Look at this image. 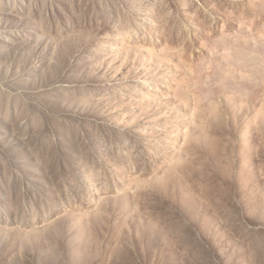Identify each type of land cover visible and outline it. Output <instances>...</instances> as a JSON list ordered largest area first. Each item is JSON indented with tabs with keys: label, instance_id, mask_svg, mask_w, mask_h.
<instances>
[{
	"label": "rangeland",
	"instance_id": "obj_1",
	"mask_svg": "<svg viewBox=\"0 0 264 264\" xmlns=\"http://www.w3.org/2000/svg\"><path fill=\"white\" fill-rule=\"evenodd\" d=\"M0 264H264V0H0Z\"/></svg>",
	"mask_w": 264,
	"mask_h": 264
}]
</instances>
